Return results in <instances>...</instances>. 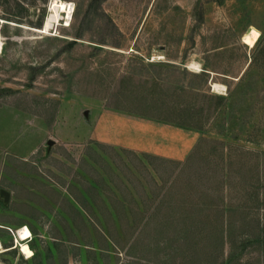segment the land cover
<instances>
[{"label":"rangeland","instance_id":"374dc122","mask_svg":"<svg viewBox=\"0 0 264 264\" xmlns=\"http://www.w3.org/2000/svg\"><path fill=\"white\" fill-rule=\"evenodd\" d=\"M0 42V264H218L264 224V0H0Z\"/></svg>","mask_w":264,"mask_h":264},{"label":"trees","instance_id":"16d2710c","mask_svg":"<svg viewBox=\"0 0 264 264\" xmlns=\"http://www.w3.org/2000/svg\"><path fill=\"white\" fill-rule=\"evenodd\" d=\"M264 52V51H263ZM215 107H217V104L215 105ZM203 107H200V109L195 110L194 112H183L182 114H161V113H153V112H141L139 114L143 115V116H147V117H151L153 119L156 120H160V121H164V122H168V123H172V124H176L179 126H183V127H188V128H193V129H203L204 125L207 122V119H205V114L203 112ZM190 113V114H188ZM196 116L197 120H193V117ZM259 154H263L264 152H261ZM261 161L260 159H258V163H257V167H258V173L261 172L260 168H262L264 170V166L261 165V163L259 162ZM260 166V168H259ZM259 177V175H258ZM259 180V179H258ZM251 190L248 193V191L246 192L248 199L250 201H253L257 206H264V190H262V187H264V185H262L261 183H258L256 186H251ZM249 194V195H248ZM250 206V205H247ZM144 222V220H143ZM139 224V223H137ZM258 232L256 234H247L246 236H244L242 239L240 240H234L230 235H231V228L230 226L227 228V231L225 232L227 235V237H222L218 240H216L214 242H208V245L210 246H217L220 247V255L223 256V251L224 248L227 246L229 248V253L225 256L222 257V259H220V262L218 264H225V262L227 261L229 264L233 263V264H238L239 261V257L240 254L243 253L244 251H246L247 249L251 248L253 250H255V248L257 249L262 247V249H264V224H261L259 222V218H258ZM139 225H136V227H134V229L136 230L139 229ZM191 229L188 228V231H190ZM247 233V232H246ZM112 239V238H111ZM113 243L115 244L114 240H112ZM191 242V243H190ZM185 244H192L193 249L197 250L199 246V242L195 241L193 243L192 241H187L185 242ZM219 255L215 254L212 255L208 260V264H212L213 262H215L217 264V259H218Z\"/></svg>","mask_w":264,"mask_h":264},{"label":"bare ground","instance_id":"6f19581e","mask_svg":"<svg viewBox=\"0 0 264 264\" xmlns=\"http://www.w3.org/2000/svg\"><path fill=\"white\" fill-rule=\"evenodd\" d=\"M58 10L61 13H64L63 17H61L62 20L67 21L68 19H70V14L72 12V5L71 3L67 2V1H63L60 2ZM0 49H1V42H0ZM16 243H15V247H19V251L26 257V258H30L32 256V252L30 251L29 246L27 245L26 240L30 237V231L27 228V226L25 227H21L18 232H16ZM19 240V242H18ZM20 243V245L18 246V244ZM25 243V244H24ZM3 246L1 245L0 242V252L3 251Z\"/></svg>","mask_w":264,"mask_h":264},{"label":"crops","instance_id":"0c3cea01","mask_svg":"<svg viewBox=\"0 0 264 264\" xmlns=\"http://www.w3.org/2000/svg\"><path fill=\"white\" fill-rule=\"evenodd\" d=\"M117 131V130H116ZM120 131V132H119ZM117 133L120 135L121 134V139L119 140V142H113V141H111V140H105V139H103V138H100V141L99 142H101V143H105V144H109V145H114V146H117V147H125V148H129V149H131V150H133V151H138L137 150V143L136 142H134V141H136L135 140V138H133V139H125V135L127 134V137L129 136V134L130 135H132V133H130L129 131H127V132H121V130H119ZM106 133V132H105ZM108 135H110V134H108ZM5 189V188H4ZM7 190V189H6ZM8 191V190H7ZM9 194H10V192H9ZM9 199H10V195H9ZM0 202L3 204V205H7L8 203H9V201H8V203H4L3 201H2V199H0Z\"/></svg>","mask_w":264,"mask_h":264},{"label":"water","instance_id":"95a60500","mask_svg":"<svg viewBox=\"0 0 264 264\" xmlns=\"http://www.w3.org/2000/svg\"><path fill=\"white\" fill-rule=\"evenodd\" d=\"M48 144H49V145L52 144V141L49 140V141H48ZM9 195H10V194H9V191H7L6 189L0 187V199H2V201H3L4 203H8V201H9Z\"/></svg>","mask_w":264,"mask_h":264},{"label":"built area","instance_id":"2783aa9c","mask_svg":"<svg viewBox=\"0 0 264 264\" xmlns=\"http://www.w3.org/2000/svg\"><path fill=\"white\" fill-rule=\"evenodd\" d=\"M22 227H25V225H23ZM18 230H19V229H18ZM18 230H16V232H18ZM14 240H16V238H15ZM14 245H15V243H14Z\"/></svg>","mask_w":264,"mask_h":264}]
</instances>
